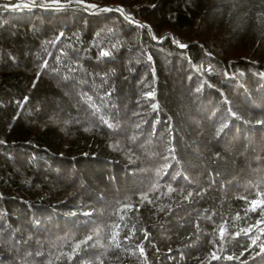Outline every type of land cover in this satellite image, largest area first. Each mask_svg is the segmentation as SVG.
<instances>
[{
    "label": "trees",
    "instance_id": "trees-1",
    "mask_svg": "<svg viewBox=\"0 0 264 264\" xmlns=\"http://www.w3.org/2000/svg\"><path fill=\"white\" fill-rule=\"evenodd\" d=\"M59 2L145 27L0 12V264H264V0Z\"/></svg>",
    "mask_w": 264,
    "mask_h": 264
},
{
    "label": "snow or ice",
    "instance_id": "snow-or-ice-1",
    "mask_svg": "<svg viewBox=\"0 0 264 264\" xmlns=\"http://www.w3.org/2000/svg\"><path fill=\"white\" fill-rule=\"evenodd\" d=\"M53 2L54 3H59V0H53ZM68 2L71 3L72 0H68ZM76 3L83 4V0H76ZM33 6H35V4H33ZM40 6L41 7H44L46 5L41 4ZM4 7H8V5H5ZM14 7H19V5H16ZM25 7H27V5H25ZM85 7L86 8H89V9H94L96 11H103V12H110V11H119L121 13L124 12V9L122 7L121 8H118V9H112V8H107V7H105V8H99V6L92 5V4L85 5ZM126 19H129L130 20L131 19L130 15L127 16ZM141 27H145V26L141 25ZM60 36H63V33H61ZM59 38L60 37H57V39H59ZM115 47H117V45H113V48H115ZM180 47L183 48V47H187V46L181 44ZM109 54L110 53L108 51H102L101 52V55L102 56H108ZM148 59L150 60L151 57L149 56ZM147 95L149 97H151L153 95V93L152 92H149V93H147ZM90 99L91 98L89 97V100ZM92 107L95 108L96 107L95 104H93ZM152 107L155 108L156 105L153 104ZM96 110L99 111V109H96ZM101 119L103 120V122L105 124L108 125V127H110V128L111 127H114V125H112L111 123H109L107 120H104L103 117ZM257 123L264 124V120L257 121ZM85 130L87 131L88 129H85ZM219 131L220 130H218L217 134H219ZM177 175H179V174L177 173ZM173 179H175V177H173ZM168 191L169 192H172V191H174V189H172L171 187H169ZM191 196H192V193L189 192L187 194V196L185 197V199L187 200ZM248 205H249V207L245 210V214H247V212H257V211H259V218L256 220V222H255L254 225H251L248 228H242V229H240V232L235 233L236 236H239L241 233H243L244 235L247 236L253 230V228L258 229V231L260 233L264 234V228H261L260 227V225L264 224V199H260V198L252 199L251 201H248ZM126 207L130 208L131 206L129 205V206H126ZM161 210H163V209H161ZM73 215H75V213H73ZM84 215L91 216V213H84ZM239 218L240 217L238 215L237 216V219H239ZM121 219H123V216H121ZM114 228H117L118 229L119 228V225H115ZM226 232H227V229L225 228V226L223 224L219 225V237H220L221 243H223V240L225 238ZM118 235H119V232L118 231H113V233H112V242H114L117 247L120 246V242L117 239ZM144 237H145V239H147V233L144 234ZM92 239H93L92 236H88L84 241H81L79 244L75 245V247L73 249V252L76 253L80 249L81 244L87 245L88 241H90ZM126 239H131V236L126 237ZM259 239H260V237L259 236H256L254 239H252V244L253 245H256L257 244V240H259ZM258 246L260 247L261 252H264V243H262V244H260ZM89 247H94V245H89ZM136 247L139 250L140 254L143 256L144 255V248L142 247V245L138 244V245H136ZM245 250L247 251L248 249L246 248ZM220 251L221 252L224 251L223 247L220 248ZM243 254H244L243 252L240 253V255H243ZM210 256H211V260H219V259H221V257L218 256L215 251H213L210 254ZM238 258L239 257L228 256V255H226V256L223 257V259H225V260H233V259H238Z\"/></svg>",
    "mask_w": 264,
    "mask_h": 264
},
{
    "label": "water",
    "instance_id": "water-1",
    "mask_svg": "<svg viewBox=\"0 0 264 264\" xmlns=\"http://www.w3.org/2000/svg\"><path fill=\"white\" fill-rule=\"evenodd\" d=\"M1 4H2V6L8 5V7H0V12L13 10V9H18V10H50V11H52V10H64V9H78V10H81L85 13H91L92 14L95 12L94 9H89V8H86L83 6H78V5H69L66 3H62V4H58V5H46L44 7H41L38 4H35V6H33L34 3H31V2H28L25 0H16L15 2H12V3H1ZM16 5H19V7H14ZM25 5H27V7H25ZM99 8H105V7H99ZM107 8L118 9V7H107ZM113 14L119 16L120 20L125 25H130V23H132V24L141 26L140 22H138V21L126 19L127 16H125L124 13H121L119 11H113Z\"/></svg>",
    "mask_w": 264,
    "mask_h": 264
},
{
    "label": "rangeland",
    "instance_id": "rangeland-1",
    "mask_svg": "<svg viewBox=\"0 0 264 264\" xmlns=\"http://www.w3.org/2000/svg\"><path fill=\"white\" fill-rule=\"evenodd\" d=\"M25 1H28V2H30L29 0H25ZM10 2V1H9ZM15 2V1H14ZM1 3H5V1L4 0H0V4ZM50 5H58V4H62L61 2H59V3H54L53 1L52 2H50L49 3ZM84 7V6H83ZM101 7H117V6H110V5H107V6H101ZM119 8V7H118ZM96 11V10H95ZM125 15V14H124ZM135 21H138V20H135ZM138 22H140V21H138ZM140 24H142L141 22H140ZM164 35H166V32L165 31H163L162 32V34H161V37L163 38L164 37ZM211 66V65H210ZM213 67L211 66V67H207V69L206 70H204V69H202V65L201 66H198V69H199V71H200V76L201 77H203V71H208L209 69L212 71L213 69H212ZM214 72V71H213Z\"/></svg>",
    "mask_w": 264,
    "mask_h": 264
},
{
    "label": "clouds",
    "instance_id": "clouds-1",
    "mask_svg": "<svg viewBox=\"0 0 264 264\" xmlns=\"http://www.w3.org/2000/svg\"><path fill=\"white\" fill-rule=\"evenodd\" d=\"M0 7H4V6H2V4H1ZM2 12H5V11H2ZM201 65H202V69H204V70H206L207 67H211L210 64L206 61H201L199 66H201ZM226 78H227V76L224 77V79H226Z\"/></svg>",
    "mask_w": 264,
    "mask_h": 264
}]
</instances>
